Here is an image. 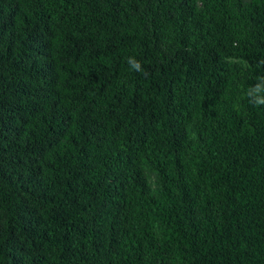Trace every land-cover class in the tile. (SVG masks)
I'll return each mask as SVG.
<instances>
[{"label":"trees","instance_id":"obj_1","mask_svg":"<svg viewBox=\"0 0 264 264\" xmlns=\"http://www.w3.org/2000/svg\"><path fill=\"white\" fill-rule=\"evenodd\" d=\"M262 101L264 0H0V264H264Z\"/></svg>","mask_w":264,"mask_h":264},{"label":"clouds","instance_id":"obj_2","mask_svg":"<svg viewBox=\"0 0 264 264\" xmlns=\"http://www.w3.org/2000/svg\"><path fill=\"white\" fill-rule=\"evenodd\" d=\"M136 66L139 67L138 64H137ZM257 90H258V91L262 90V89H260L259 85L257 86ZM262 102H264V101H262Z\"/></svg>","mask_w":264,"mask_h":264}]
</instances>
